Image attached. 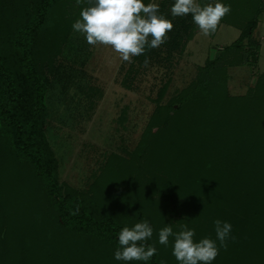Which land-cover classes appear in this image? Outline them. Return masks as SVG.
<instances>
[{
    "label": "trees",
    "instance_id": "16d2710c",
    "mask_svg": "<svg viewBox=\"0 0 264 264\" xmlns=\"http://www.w3.org/2000/svg\"><path fill=\"white\" fill-rule=\"evenodd\" d=\"M221 2L231 11L220 23L239 28L238 38L159 103L130 157L113 154L92 190L83 191L60 180L47 123L56 56L87 0H0V264H93L84 251L101 246L111 252L105 264H125L114 256L127 224L116 222L113 203L123 202L157 233L165 223L174 232L187 224L196 242L216 239V219L230 222L235 239L212 264H264V73L244 94L228 88L229 67L258 59L254 30L264 0ZM157 3L159 14L175 18V0ZM185 17L177 37L183 48L199 30L191 14ZM115 187L123 194L117 201L107 194ZM150 239L155 255L129 264H179L172 246L160 249Z\"/></svg>",
    "mask_w": 264,
    "mask_h": 264
},
{
    "label": "rangeland",
    "instance_id": "374dc122",
    "mask_svg": "<svg viewBox=\"0 0 264 264\" xmlns=\"http://www.w3.org/2000/svg\"><path fill=\"white\" fill-rule=\"evenodd\" d=\"M185 16L171 20L175 29L168 32L165 43L152 48L145 58L132 57L131 63L123 61L111 46L90 45L84 35L73 30L63 44L62 52L56 56L55 65L59 68L53 73L48 95L47 132L59 159L61 181L91 191L113 154L130 157L143 138L158 104L171 101L196 77L199 66L208 57L214 56L220 47L231 43L240 34L236 26L220 23L209 35H204L200 29L196 31L183 48V41L178 42L177 37L180 31L184 32L182 22ZM254 36L260 42L258 59L253 60L250 56L249 61L229 67L228 88L232 94L246 93L264 73V10ZM146 58L150 61L147 67L143 63ZM132 66L133 69L129 70ZM167 83L161 96L160 91ZM178 106L176 103L175 107ZM109 181L113 180L102 183L112 184ZM36 187L34 182V192ZM108 190L107 194H112L115 201L123 195L118 187ZM97 199L102 206L105 205L104 197ZM113 204L117 206L116 222L124 219L128 227L143 222L129 211L125 202ZM158 235L159 232L153 231L151 238L159 242ZM86 243L88 245L90 241ZM173 244L174 237H169L168 245L173 247ZM156 246L160 249L166 247L160 243ZM84 252L91 257L93 264H105L109 260L104 255H111L102 246Z\"/></svg>",
    "mask_w": 264,
    "mask_h": 264
},
{
    "label": "clouds",
    "instance_id": "9594fccd",
    "mask_svg": "<svg viewBox=\"0 0 264 264\" xmlns=\"http://www.w3.org/2000/svg\"><path fill=\"white\" fill-rule=\"evenodd\" d=\"M87 3L89 6L72 25L74 31L84 35L90 45L111 46L128 63L132 62V57L144 54L146 47L158 48L165 43L168 32L173 29V23L159 14V5L155 2L146 5L144 0H87ZM230 11L231 6L221 0L203 6L197 0H175L171 8L173 17L191 14L204 35L215 32L221 19ZM149 62L146 58L144 66L147 67ZM180 227L179 232H174L170 225L163 227L159 231V243L167 246L169 237H174L172 254L179 264H212L220 248L227 249L233 226L216 219V239L205 237L198 242L194 241L195 229H189L187 224ZM152 235L153 228L147 220L124 227L119 233L115 259L125 264L149 261L157 251L147 243Z\"/></svg>",
    "mask_w": 264,
    "mask_h": 264
},
{
    "label": "crops",
    "instance_id": "0c3cea01",
    "mask_svg": "<svg viewBox=\"0 0 264 264\" xmlns=\"http://www.w3.org/2000/svg\"><path fill=\"white\" fill-rule=\"evenodd\" d=\"M233 42V41H232Z\"/></svg>",
    "mask_w": 264,
    "mask_h": 264
}]
</instances>
